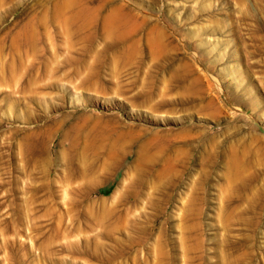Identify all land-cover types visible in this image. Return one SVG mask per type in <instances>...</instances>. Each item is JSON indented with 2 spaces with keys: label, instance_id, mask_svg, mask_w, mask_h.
I'll list each match as a JSON object with an SVG mask.
<instances>
[{
  "label": "rangeland",
  "instance_id": "obj_1",
  "mask_svg": "<svg viewBox=\"0 0 264 264\" xmlns=\"http://www.w3.org/2000/svg\"><path fill=\"white\" fill-rule=\"evenodd\" d=\"M0 264H264V0H0Z\"/></svg>",
  "mask_w": 264,
  "mask_h": 264
},
{
  "label": "bare ground",
  "instance_id": "obj_2",
  "mask_svg": "<svg viewBox=\"0 0 264 264\" xmlns=\"http://www.w3.org/2000/svg\"><path fill=\"white\" fill-rule=\"evenodd\" d=\"M113 19L107 20V21H109L108 27L111 28L112 30L114 29V30L120 31L121 30V27H120L121 25L119 24L120 22L114 21ZM145 132H148V131H145ZM149 132H152V131H149ZM126 134H128V133H125L124 131H120L117 133L119 140L118 141L115 140V147L121 152V154H123V156H125L124 157L125 159H129L131 157H136L135 162H140V161L151 162V161L155 160L157 158V156L160 155L164 150H166L167 146L169 145L168 140L161 141V142L151 140L155 137V135L153 133L152 137L150 138L151 141L149 140L144 146L141 147V149L126 152L125 148L129 142L128 141L129 135L127 136ZM100 135H103V134H100ZM129 138L132 139V137H129ZM235 166H237V165H235ZM239 171H240V168L237 167L232 172L236 174Z\"/></svg>",
  "mask_w": 264,
  "mask_h": 264
}]
</instances>
